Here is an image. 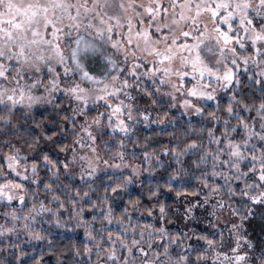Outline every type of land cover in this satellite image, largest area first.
I'll use <instances>...</instances> for the list:
<instances>
[{"label":"snow or ice","instance_id":"snow-or-ice-1","mask_svg":"<svg viewBox=\"0 0 264 264\" xmlns=\"http://www.w3.org/2000/svg\"><path fill=\"white\" fill-rule=\"evenodd\" d=\"M0 264H264V0H0Z\"/></svg>","mask_w":264,"mask_h":264}]
</instances>
